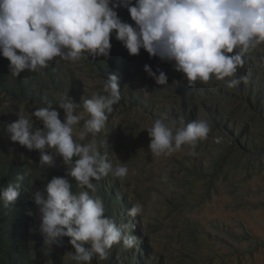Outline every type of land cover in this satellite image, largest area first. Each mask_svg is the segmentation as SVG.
<instances>
[{
  "label": "rangeland",
  "instance_id": "1",
  "mask_svg": "<svg viewBox=\"0 0 264 264\" xmlns=\"http://www.w3.org/2000/svg\"><path fill=\"white\" fill-rule=\"evenodd\" d=\"M117 12L134 25L126 8ZM110 43L108 58L85 53L70 62L56 57L47 68L25 70L19 77L9 73L10 62L0 56V188L32 170L20 181L14 204L0 202V264H76L68 237L62 246L44 247L32 200L53 176L65 174L60 157L56 167L41 166L39 152L11 142L6 126L18 113L31 116L49 102L55 106L62 95L82 104V97L103 94L109 72L119 76L121 99L101 132L82 143L95 138L101 154L114 165L119 159L129 172L123 179L109 175L94 181L93 195L103 199L105 215L118 225L132 219L127 212L133 204L140 203L142 212L134 220L135 248L114 245L108 260L94 257L91 264H264V44L238 69L248 83L228 89L215 79L189 87L172 62L150 58L143 49L130 55L114 33ZM145 64L164 71L167 85H157L143 70ZM165 112L186 122H210L197 155H190L188 146L169 156L149 152L145 129ZM34 124L41 126L35 118ZM82 124L75 126L74 139Z\"/></svg>",
  "mask_w": 264,
  "mask_h": 264
},
{
  "label": "clouds",
  "instance_id": "2",
  "mask_svg": "<svg viewBox=\"0 0 264 264\" xmlns=\"http://www.w3.org/2000/svg\"><path fill=\"white\" fill-rule=\"evenodd\" d=\"M120 7L127 9L134 25L122 21ZM113 33L130 55L143 49L150 58L172 62L189 87L215 79L235 89L248 83L246 74L237 75L238 69L248 63L249 53L264 44V0H0V56L10 62L9 73L14 77L25 70L47 68L56 57L70 62L79 61L85 53L93 59L108 58ZM143 70L157 85H167L164 71H153L147 64ZM102 92L82 97V104L69 94L62 95L55 106L49 102L31 116L18 113V119L6 126L11 142L39 152L41 166L56 167L60 157L65 174L53 176L43 191L32 193V200L44 247L62 246L68 237L76 264H91L94 257L108 260L114 245L135 248L134 220L142 212L140 203L133 204L127 212L132 219L118 225L105 215L103 199L93 195L94 181L109 175L123 179L129 172L119 159L114 165L102 155L95 138L82 143L101 132L119 103L117 74L108 73ZM81 108L87 118L78 112ZM57 109L63 111V119ZM81 121L74 139L75 126ZM145 130L152 156H169L184 146L195 156L198 142L207 139L211 125L207 119L186 122L165 112ZM31 171L26 169L16 182L0 188L5 207L17 200L20 181ZM73 179L79 191H73Z\"/></svg>",
  "mask_w": 264,
  "mask_h": 264
}]
</instances>
